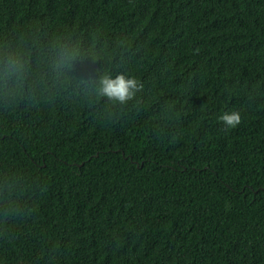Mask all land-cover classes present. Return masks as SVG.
Listing matches in <instances>:
<instances>
[{
    "label": "trees",
    "instance_id": "16d2710c",
    "mask_svg": "<svg viewBox=\"0 0 264 264\" xmlns=\"http://www.w3.org/2000/svg\"><path fill=\"white\" fill-rule=\"evenodd\" d=\"M7 53L0 264H264V0H0Z\"/></svg>",
    "mask_w": 264,
    "mask_h": 264
},
{
    "label": "clouds",
    "instance_id": "9594fccd",
    "mask_svg": "<svg viewBox=\"0 0 264 264\" xmlns=\"http://www.w3.org/2000/svg\"><path fill=\"white\" fill-rule=\"evenodd\" d=\"M57 56L58 66L61 68L72 67L77 59V53L71 46H61ZM26 75L27 62L21 55L7 53L0 57V85L15 88L22 83ZM141 87L135 78H126L123 74H118L115 78L105 75L98 81L97 92L100 96L123 105L130 101ZM219 119L226 129H234L242 122L237 112L225 113Z\"/></svg>",
    "mask_w": 264,
    "mask_h": 264
}]
</instances>
